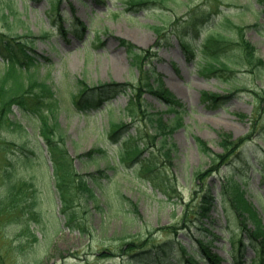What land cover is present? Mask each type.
<instances>
[{
    "label": "rangeland",
    "instance_id": "1",
    "mask_svg": "<svg viewBox=\"0 0 264 264\" xmlns=\"http://www.w3.org/2000/svg\"><path fill=\"white\" fill-rule=\"evenodd\" d=\"M35 4L38 14L29 9L26 17L21 14V0L17 1L16 11H10L7 0H0V31L6 34L5 44L18 45L17 50L21 46L32 47L41 59L36 67L39 78L51 85L60 102L57 134H64L62 145L74 170L86 177L99 201L78 192L75 207L79 220L67 224L60 209L68 191L67 180L62 177L66 160L52 155L53 162L50 161L49 146L40 134L38 117L28 116L15 107L12 116L26 125L30 136L27 146L35 150L32 168L43 169L40 155L47 156L49 166L60 172L59 194L54 193L50 183L55 199L52 205L47 199L49 188L42 182L35 206V210L41 211L39 218L27 211L0 216V254L4 258L0 264H22L20 252L28 250L41 257L42 264H129L127 260L132 254L120 256L121 248L125 242L139 243L147 237L156 242L171 239L175 252L169 249L172 257L166 262L179 264L178 245L186 246L191 254L197 253L194 250L198 235L213 240L215 252L222 255L221 264H235L228 253L230 242L245 233L232 201L223 200L220 188L231 177L242 180L264 223V103H259L263 109L257 125L237 115L255 116L259 104L249 89H264V71L244 62L235 69L239 81L232 84L209 73L199 62V55L190 57L181 40L183 36L193 37L200 44L211 29L220 28L221 22L229 18L246 28L245 38L256 45V53L264 61V0H166L142 8H131L128 0H61L59 11L50 10L47 0H38ZM46 13L56 23L49 39L41 35L42 28L47 30L51 26ZM40 16L45 18L44 23ZM71 20L77 25L70 27L66 39L57 28L60 21L69 26ZM82 22L86 30H81ZM226 30L231 37L239 38L236 29ZM121 39L138 46L141 64L135 65V57ZM237 48L232 44L225 53L236 55ZM4 51L9 54L6 47ZM148 66L184 104L183 123L169 136V144H174L170 157L162 148L163 141L148 115L140 109L144 103H136L133 109L129 106L131 98L140 94L138 99L151 102V109L156 110L153 111L166 109L150 92L144 88L139 90L143 87L142 68ZM2 68L0 62V71ZM116 82L123 87L102 106L84 112L73 102L74 93H80L86 85L95 87ZM240 87L244 89H237L218 107L209 108L201 100L203 91L225 94ZM165 117L171 119L173 114L165 111ZM118 123L128 127L112 138L110 129ZM252 129L253 138L239 149L228 152L220 145L219 131L231 133L236 140ZM196 137L205 140L212 153H225L224 160L215 163L212 153L200 150ZM131 140L139 146L145 145L144 153L135 161H131L135 152L129 143ZM34 144L39 145L41 152ZM98 147L104 151L89 153ZM147 159L156 164L152 163L154 168L149 173L143 165L148 163ZM5 163L0 157V190L6 180L3 178ZM216 166L220 171L210 170ZM152 177L163 185L154 183ZM206 191L217 198L210 210L211 218L198 213L200 199ZM222 204L230 217L229 227H225ZM254 224L248 221L249 228ZM167 225L176 226V231L165 228ZM204 225L211 227V232L202 229ZM29 226L37 227V241L27 236ZM81 226L87 228L86 232ZM244 254V260L250 262L256 255L255 248L248 243Z\"/></svg>",
    "mask_w": 264,
    "mask_h": 264
},
{
    "label": "trees",
    "instance_id": "2",
    "mask_svg": "<svg viewBox=\"0 0 264 264\" xmlns=\"http://www.w3.org/2000/svg\"><path fill=\"white\" fill-rule=\"evenodd\" d=\"M18 0H8L7 5L10 11H16L18 8ZM22 8L21 13H28L29 7L37 10L35 3L38 0H21ZM40 1V0H39ZM61 0H47L50 10L60 9L58 7ZM157 0H128L131 6L135 4L145 5L146 3H155ZM162 3L166 0H160ZM16 4V5H15ZM49 10V11H50ZM49 13V12H48ZM38 14V13H37ZM63 19V15H60ZM43 23L46 21L43 16L39 17ZM49 22L53 24L55 20L49 17ZM220 28L211 29L210 34L201 42L202 44H196L194 38L183 39L182 45L184 50L192 55L199 54L200 63L204 64V67L213 74L218 75L222 79L229 81L234 84L236 81H239L238 73L235 72V69L238 65H242L244 62L249 63L255 69H263L264 71V61L256 53V45L251 41L245 38V27L238 25L235 20H230L225 18ZM77 22L71 21L69 26L63 25V22L60 21V28L63 30V35H66L68 30H71V26H76ZM83 30L86 29L84 23H81ZM228 28L236 29L239 38L235 39L233 36L229 35V32L226 30ZM54 28L50 27L49 29L42 30L44 33L53 31ZM76 31V30H75ZM6 34L0 31V62L3 64V68L0 71V157L1 160H4L5 166L3 168L4 176L6 179L4 182L3 190H0V216L1 215H10L13 213L28 212L34 213L33 217L39 218V211L35 210V206L38 201L39 187L42 182L48 186L49 190L47 193V199L54 203V193L50 188V181L55 177L57 188L59 184L60 172L57 169L52 174L49 173L47 165V157L40 155V162L42 167L45 169H33L32 162L36 160L35 150H32L27 146V140L30 139L29 131L24 125L23 122L17 120L12 114H14V109L17 106L21 111L26 115L35 117L39 119V130L40 134L46 139V143L49 146L51 154L56 157V155L61 156L62 160H66L63 179L67 180L68 191L66 198L64 200L61 209L63 212H69L68 219L72 223L76 217L77 210L75 208V194L76 191L82 192V194H87L89 198L94 197L93 189L88 186L82 176H79L74 170L72 160L69 155H67V149L62 145L64 141V134L58 136L57 131L60 130V124L58 123V107L59 101L56 96V92L52 89L44 79L41 81L39 78V71L36 67L42 62L41 59L36 56L32 47L21 46L20 50H17L18 45L5 44ZM123 45L128 46L132 57H135V65L141 64L140 53L137 51L136 45L128 41L127 39H121ZM235 45L238 50V54L229 56L225 51L229 49V46ZM9 51L7 55L4 49ZM225 54H224V53ZM240 52H242L240 54ZM7 55V56H6ZM142 81L139 87V90L144 88L148 93L150 92L155 98L161 100L166 109L164 111H157L151 109L152 103L148 102L147 99H138L140 94L134 95L131 98V107L134 108V105L137 103L144 105L140 106L143 112H146L149 120L151 121L154 130L157 132L158 138H161L163 141L162 148L166 152L167 156H171V150L173 149L174 144H169V136L172 135V132L183 123V114H184V104L180 102L173 93L167 88L164 87V80L159 75H157L152 67L142 68ZM123 84L121 83H109L106 85H98L95 88H91L86 85L82 89V93L74 95L73 102L77 104L82 109L96 107L104 104L106 99L117 94L121 90ZM234 91H229L227 94H219L216 92L210 93L208 91H203L202 101L209 108L218 107L219 105L224 104L228 99H230ZM88 90L90 92L88 93ZM253 98L256 102H264V89H249ZM87 92V93H85ZM137 97L138 100L135 98ZM263 105H260L256 111V116L251 118L253 125L259 123L261 115L260 111ZM131 110V109H130ZM155 110V111H153ZM165 111L173 113V117L166 118ZM133 111L132 113H134ZM242 119L249 117L247 114L238 113ZM122 128L124 124H118L116 127ZM219 138H221L220 145L227 149L230 152L232 149L242 145L247 142V139L251 138V134L254 133L252 129L246 136L240 139H234L231 133L219 131ZM29 137V138H28ZM59 137V138H58ZM199 148L202 152L212 153L208 143L196 137ZM147 138H145V141ZM168 145V146H167ZM37 147V150L41 148L38 144H34ZM144 147H135V156H141L143 154ZM226 156L225 153H212V160L216 161L224 160ZM154 163V162H153ZM153 165H156L155 163ZM153 167L147 164V170L151 171ZM216 167H211L210 170L215 171ZM2 178V179H3ZM79 178L78 185H75L76 179ZM43 185V184H42ZM79 188L74 190V188ZM223 200L232 201L234 211L237 212L239 217V222L242 230H244L245 235L240 236L236 241L232 239L230 242L231 247L228 252L233 256L235 264H241L243 261L245 247L249 243L250 246L255 248V256L252 258V261L249 264H264V230H263V221L259 217L258 211L255 210L254 204L252 201H248L246 198V190L240 180L230 178L227 185L223 184L220 188ZM216 195L206 191L200 199V205L198 212L205 218H211L212 215L210 210L215 205ZM48 206L50 204L48 203ZM225 212V218L227 225L229 227L230 221L225 211V206L222 204ZM41 209V208H40ZM54 214V213H53ZM254 222V227H248V221ZM83 232H86L85 227L81 226ZM239 227V226H238ZM37 228V227H36ZM36 228L28 227L29 234L27 236H32L34 241L38 240L39 231H36ZM167 229H174L175 226L167 225ZM205 231L211 232L209 227H204ZM214 234V233H212ZM215 235V234H214ZM247 237V240H245ZM27 238V237H26ZM206 239V240H205ZM197 242V253H189L186 246L179 244L180 258L178 260L179 264H202V261L207 264H220L222 261V256L219 255L213 249V240L206 238L204 236H198L196 238ZM247 243V244H246ZM148 246V247H146ZM142 249V250H140ZM169 249L175 252V247L171 239H165L163 241H154L153 238H144L141 242L128 241L125 242L123 247L124 252H128L131 255V258L127 260L129 264H150L151 262H156L155 264H168L166 261L169 260L172 256L170 255ZM137 251H141L136 253ZM21 261L22 264L33 263L42 264L43 260L40 262L41 257H37L31 251H21ZM0 262H4V258L0 254Z\"/></svg>",
    "mask_w": 264,
    "mask_h": 264
},
{
    "label": "bare ground",
    "instance_id": "3",
    "mask_svg": "<svg viewBox=\"0 0 264 264\" xmlns=\"http://www.w3.org/2000/svg\"><path fill=\"white\" fill-rule=\"evenodd\" d=\"M141 8H142V7H141ZM59 32H60V31H59ZM60 33H61V32H60ZM135 41L140 42L139 39H135ZM200 139H201V138H200ZM225 223H226V225H227V222H225ZM246 244H247V243H246ZM247 245H248V244H247ZM246 247H247V246H246ZM246 247H245V248H246ZM244 255H245V254H244ZM243 257H244V256H243ZM243 259H244V258H243ZM251 261H252V260H251ZM251 261H250V262H251ZM250 262H249L248 260H243V261H242V264H244V263L249 264Z\"/></svg>",
    "mask_w": 264,
    "mask_h": 264
}]
</instances>
